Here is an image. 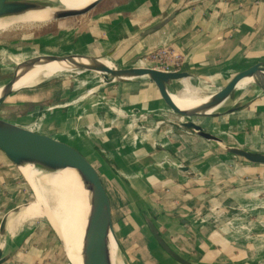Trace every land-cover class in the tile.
Returning <instances> with one entry per match:
<instances>
[{"label":"crops","instance_id":"0c3cea01","mask_svg":"<svg viewBox=\"0 0 264 264\" xmlns=\"http://www.w3.org/2000/svg\"><path fill=\"white\" fill-rule=\"evenodd\" d=\"M161 1L126 0L99 9L91 22L119 24L120 31L125 32L144 19L164 15L175 2ZM182 1L173 19L156 32L140 35L116 64L126 65L149 53L142 58L141 65L226 79L264 63V0ZM100 36L105 37L103 33ZM89 43L90 40H85V46ZM79 53L89 54L86 48ZM240 85L237 89L241 93L249 88ZM53 87L51 84L44 90L21 94L10 104L23 108L26 102L33 103L31 113L40 102L67 96L63 92L54 98ZM94 87L87 91L90 96L85 95L84 101L90 97L94 100L100 90L101 94L97 102L89 106L84 103L78 109L80 115L96 106L105 104L103 107L107 109L112 105L119 108L117 118L135 119V127L142 124L139 129L143 128L156 140L141 138V131L133 125L131 133L120 126L103 131L107 119L96 125L98 134L94 136L86 130L90 119L87 114L71 125L64 136L55 137L71 141L68 137L75 133L74 145L95 161L111 201L114 230L126 248L125 251L122 246L125 255L127 252L132 257V264H180L152 240L139 208L153 220L167 245L189 264H264V166L234 159L193 133L174 126L175 115L143 83ZM251 87L256 90V97L251 99L250 110L257 117L264 116V86ZM186 89L165 87L162 91L180 110L202 115L191 106L190 100L206 101V98L188 86ZM90 116L92 120V113ZM205 116L193 121L200 125L198 120L202 119L205 125L210 119ZM257 117L231 114L216 117L217 122L211 126H200L228 145L244 148L247 145L264 153V126ZM238 129L244 135L234 134L236 144H229L228 131L236 133ZM92 142L101 149L93 147ZM155 144L160 147L155 148ZM109 150L115 160L108 156ZM120 150L123 152L116 154ZM104 161L113 163L116 170ZM24 183L16 166L0 152V214L14 210L22 205L13 207L14 204L29 198L25 190L28 188L30 192V188ZM11 211L4 216L2 229ZM31 224L19 227L12 235L0 236V248L6 256L2 264H70L65 251L62 254L55 249L58 240L54 232L43 224Z\"/></svg>","mask_w":264,"mask_h":264},{"label":"water","instance_id":"95a60500","mask_svg":"<svg viewBox=\"0 0 264 264\" xmlns=\"http://www.w3.org/2000/svg\"><path fill=\"white\" fill-rule=\"evenodd\" d=\"M30 7L31 6H28V8H26L0 0V14L7 17L23 16ZM92 7H94V5H92L91 8ZM89 9L70 11L69 15L72 17L70 22L64 27H57L58 31L65 30L72 25L75 18L88 14L87 12ZM174 16L175 13L155 29L144 33V36L160 30L173 19ZM40 25L42 24L36 26ZM147 55L134 58L130 63L121 65L108 62L99 57L75 52H44L24 59L14 58L10 60V62L14 64L12 70H7L5 66L0 65V72L1 74L8 72V78L15 81L36 68L56 63L65 70V75L73 74L83 77H96L103 85L129 82L143 83L156 92L162 103L173 114L180 117V122L172 123L174 126L193 133L197 137L217 147L222 153L234 159H240L252 165L264 166V153L224 143L222 139L206 131L202 126L193 121L204 115L189 114L180 110L162 91V88L165 87H172L180 91L183 90L185 86H188L200 97L206 98V101L202 104L206 108L219 109L230 114H243L244 117L247 118L257 117L250 110V102L252 98L256 97V90L249 86V88L241 94L237 86L243 80H249L253 85L258 87L264 86V63H257L226 79H210L200 77L195 73L184 70L166 71L143 66L140 61ZM107 63H109V65ZM203 87H208L209 90H204ZM8 106H14V104L11 105L9 103ZM216 117L218 116L215 115L210 118ZM257 118L259 123L264 126V116ZM27 124V122H12L0 117V152L15 166L18 163L25 162L49 172H56L64 169H71L76 172L79 176L81 189L85 193L84 199L87 205L83 218L84 226L80 244L79 256L81 264H110L107 258L106 247L102 244L101 237L110 235L118 246L120 245L122 247V244L117 238L114 230L111 201L106 190V184H104L102 175L96 167L95 161H93L84 150L71 144L67 139H58L36 133L29 130L26 127ZM85 136L88 139L90 138L89 133H86ZM92 146L97 150L101 149L95 142H92ZM104 163L116 170L113 163L106 161H104ZM180 170L187 171L186 168H181ZM20 204L29 206L32 202L29 201V198L23 199L14 204L13 207L19 206ZM139 210L145 223L144 227L148 230L152 240L157 246L174 261L180 264H189L177 255L162 239L153 220L145 214L142 209L139 208ZM9 211L11 210L7 209L0 214V236L4 234L2 224L4 216ZM49 227L57 237V240L62 246V250L65 251L63 240L50 224ZM121 255H125L124 250ZM5 260L6 256L0 248V264Z\"/></svg>","mask_w":264,"mask_h":264},{"label":"bare ground","instance_id":"6f19581e","mask_svg":"<svg viewBox=\"0 0 264 264\" xmlns=\"http://www.w3.org/2000/svg\"><path fill=\"white\" fill-rule=\"evenodd\" d=\"M4 1L26 8H28V6L31 7L27 9L28 11L25 15L20 17H7L0 14V33H5L6 31L12 30L17 26L22 25L35 27L36 25L44 23H64L72 18L69 15L70 11L90 8L87 12L90 13L103 0ZM182 2V0H175L173 5L170 8L168 7L169 9L167 8V11L165 10L166 13L164 15H161L156 18L154 17L144 19L139 24L137 23L136 26L129 27L128 31L125 34L118 36V41H115L116 45L112 43L110 46L104 48L103 46L97 45L98 43H96L95 45L94 43H89L87 46H85L84 44L83 49H87V52H89L88 55L99 57L108 62L119 63L122 61V58L126 54L127 50L136 42L137 38L140 35L152 29H155L156 27L161 25L172 14L177 12ZM92 5H94V7L91 8ZM82 25H91V20L89 19V16L84 18L83 20H80L79 22H76L73 27V31L71 32L65 31L66 33L63 32L61 35L55 37H52L46 33L34 34L33 36H24L19 41H15L13 43L10 41V44L15 45L20 42L19 45L21 46L29 45L34 48L40 49V51L43 52L65 51L68 53H79L83 49L80 48L81 42L78 40L76 41L79 36H75L74 32H76L77 29L82 27ZM93 25L94 31L91 30V32L93 36L99 38L101 31L97 27H100L101 25L92 24V26ZM104 29L106 30L105 27ZM82 40L87 39L82 38ZM71 42L75 43L69 46V48L65 49L66 46H68ZM11 45L6 46L3 50L0 49V58L10 57L17 59V57H21V53L14 52L12 50L13 46L10 47ZM113 45L114 47H112ZM16 49L19 48H15L14 50L16 51ZM107 64L109 65V63ZM64 73L65 70H63L60 65H57L56 63H51L44 67L36 68L35 70L27 73L26 75H23L22 77L16 79L15 81H12L10 78L1 80L0 105H2V102L6 100L9 96L21 90L35 89L50 83L62 81L61 78L65 77ZM77 80H79L81 84L85 85L87 89L92 88L96 86L99 82H101L100 80H95L90 77H79L77 78ZM240 83V86H243L244 88L246 86L248 87L252 85V82L249 80H243ZM260 88H262V86H260ZM87 89H82L81 91L71 90L69 91V96H66L63 99H59L58 101H54L53 103L51 102L36 106L32 110V112L28 114L29 122L26 127L31 131L44 134L53 138L59 135L64 136L67 130L71 129V125L80 122L82 117L87 114L86 112H91L93 118L92 120L88 119L86 130H88L90 134L94 136L98 134L95 132L96 125H99L102 119H107L108 125L103 131L112 130L115 126L123 127L125 130L129 129L128 131L130 133L134 132V129H136L138 131H141L140 134L143 136V139L156 141L150 137L149 133L146 130H144L143 128L139 129L135 127L137 123L135 119L117 118L119 108H116L112 105H108L107 109L103 106H96L91 108L90 110L84 111L80 115V113H78V109L81 108L84 103H86V101L90 103V101L94 98L90 97L89 99L84 101L85 95L90 94L89 92L87 93ZM246 90L247 88H245V91ZM180 91H187L186 86L183 90ZM204 102L205 101H202V99L200 98H194L190 100L191 106L202 115L210 117L215 115L218 117H226L231 115L230 113L221 111L219 109L206 108L202 105L204 104ZM41 113H43L44 116L39 119L38 114ZM1 114L3 113H1L0 111V115ZM36 120L38 123L34 125V122ZM117 120L125 121V123L117 124ZM131 125H133L134 127L133 130L131 129ZM68 139L75 141V133L70 135ZM87 140L90 141V139ZM154 147L156 148L160 146L155 144ZM122 152L123 151L120 150L117 151L116 154H121ZM108 156L115 160L114 155L110 152V150L108 152ZM16 168L22 175V177L25 179L27 184L30 186L33 197L35 198L36 202L34 205H21L12 210L5 219L4 226L2 229L3 233L5 235H12V233H15L19 227H25L26 224H29V221L35 218H41L43 215L44 218L47 219V222L51 225L52 228L57 231V234L63 240L65 244V256L67 260L71 264H81L79 256L80 244L84 226L83 218L86 212L87 205L84 199L85 193L81 189L79 176L76 174V172L71 169L49 172L47 170L30 165L25 162L18 163L16 165ZM101 242L106 247L107 258L110 264H125L124 258L121 255L123 252L122 247L120 245L118 246V244L114 241V239H112L110 235L102 236Z\"/></svg>","mask_w":264,"mask_h":264},{"label":"rangeland","instance_id":"374dc122","mask_svg":"<svg viewBox=\"0 0 264 264\" xmlns=\"http://www.w3.org/2000/svg\"><path fill=\"white\" fill-rule=\"evenodd\" d=\"M124 1H126V0H103L92 12H90V13H88V14H86V15H83V16H80V17H77V18H75L74 19V23L72 24V25H70L69 27H67L65 30H61L60 32L58 31V29H57V27H64L65 25H67V23H69L70 22V20L69 21H66V22H64V23H58V24H50V23H45V24H42V25H40V26H24V25H22V26H17L16 28H14V29H12V30H9V31H6L5 33H0V49L1 50H3L6 46H8V45H11L10 44V41L13 43V42H15V41H19L22 37H24V36H33L34 34H42V33H46V34H57V35H61L63 32H71V31H73V27H74V25H75V23L76 22H79L80 20H83L84 18H86V17H88L89 16V19L90 20H92V17H93V14H96L97 12H98V10L99 9H101V8H105V7H107V6H111V5H114V4H117V3H121V2H124ZM161 1V0H160ZM161 3H162V1H161ZM150 4V3H149ZM92 23V22H91ZM93 24V23H92ZM92 24L90 25V26H83L82 25V27H80L79 29H77V31L76 32H74V35L75 36H79V38L78 39H76V41L78 40V41H80L81 43H80V45H81V49H83V45L85 44V40H82V38H87V40L89 41L90 40V43H94V45L96 44V43H98L97 45H100V46H103L104 48H106V47H108V46H110L112 43H114L115 45H116V42L118 41V36H120V35H123V34H125L127 31H125V32H121L120 31V25L119 24H117V25H111L110 23H108V22H106V23H100V27L98 26L97 28L101 31V33H103L104 35H105V37H99V38H96L95 36H93V34H92V32H91V26H92ZM104 27L106 28V30L104 29ZM96 28V29H97ZM61 29H63V28H61ZM32 31V32H31ZM94 31V30H93ZM14 32V33H13ZM65 32V33H66ZM22 33V34H21ZM22 35V36H21ZM7 36V37H6ZM17 39V40H16ZM138 39V38H137ZM73 40V39H72ZM83 41V42H82ZM116 41V42H115ZM3 42H5V43H3ZM3 43V44H2ZM19 43L20 42H18L17 44H12L10 47H12V50L14 51V52H16V53H21L20 55H21V57L19 58V59H24V58H28V57H30V56H34V55H36V54H39V53H42L43 51H40V49H37V48H34V47H32V46H29V45H19ZM73 43H75V42H71L69 45H68V47L69 46H71ZM6 44H8V45H6ZM86 45V44H85ZM26 46V47H25ZM23 47V48H22ZM112 47H114V45L112 46ZM15 48H19V49H16V51L14 50ZM67 53V52H65V51H50V52H48V53ZM44 53V52H43ZM18 58V57H17ZM12 59H14V58H10V57H4V58H0V65H3V66H5L6 67V69L7 70H10V69H12L13 68V66H14V64L11 62L10 63V60H12ZM8 72H6L5 74H1V72H0V81L1 80H5V79H8V77H9V74H7ZM65 75V74H64ZM68 76V77H67ZM67 77V78H66ZM79 77H83V76H80V75H73V74H71V75H65V79L64 78H61V80L62 81H57V82H54V83H50V84H47V85H44V86H42V87H39V88H35V89H28V88H25V89H28V90H21V91H19V92H17V93H15V94H13V95H11V96H9L6 100H4L3 102H2V105H4V106H0V108H2V109H0V111H1V113H3V114H1L0 115V117L1 118H4V119H6V120H9V121H12V122H18V121H22V122H25V120H27L28 119V114H29V110L31 109V106H32V104L31 103H28V102H26V106L25 107H23V108H18V107H14V106H8L9 105V103H13L14 102V100H16L17 98H19L18 96L19 95H24V94H26L27 92H31V91H39V90H44L47 86H49V85H51V84H53V85H55V87H53V88H56V92L54 93V98H56V97H58L59 95H61L63 92H65V95H67V96H69V91H71V90H76V91H81L82 89H87L86 88V86L85 85H83V84H81L80 83V81L79 80H77V78H79ZM85 77H90V76H85ZM90 78H92V77H90ZM93 79H97L96 77H93ZM98 80V79H97ZM100 85H103L101 82H99L95 87H98V86H100ZM94 87V88H95ZM69 89V90H68ZM87 90H90V88L89 89H87ZM86 90V91H87ZM101 94V90L99 91V92H97L96 94H95V99L94 100H91L90 101V103L88 102V101H86V106H89L90 104H92V103H95V102H97V100H98V95H100ZM56 96V97H55ZM64 97H66V96H60L59 98H56V99H54V100H52V101H45V102H40L38 105H43V104H47V103H53L54 101H58L59 99H63ZM97 98V99H96ZM8 103V104H7ZM103 105V104H102ZM105 105V104H104ZM103 105V106H104ZM10 110V111H9ZM62 111H63V109H62ZM26 113V114H25ZM91 113L89 112V113H87V115H86V117H89L90 118V120H91ZM175 115V119H174V121L175 122H180V117L178 116V115H176V114H174ZM42 116H44V114L43 113H41V114H38V117H39V119L42 117ZM62 117H64V116H62ZM217 120H218V118H210L209 119V121H207V124H203L202 122L204 121V120H202V119H199L198 120V122H199V124L200 125H203V126H206V125H208V126H211V125H213V124H215V122H217ZM38 122H37V120L34 122V125H36ZM119 123H122V124H124L125 123V121H121V120H118V122H117V124H119ZM141 125L142 124H137V127L139 128V127H141ZM115 131V130H114ZM116 132V136L117 137H119L118 136V133H117V131H115ZM228 133L230 134L229 136H230V139H226L227 140V142L229 143V144H233V143H235L234 142V140H233V138H235V136H234V134L235 135H241V136H243L244 135V132H243V130H240V129H238V130H236V133H235V131H232V130H230V131H228ZM241 139H242V137H241ZM72 141V140H71ZM71 141H69V142H71ZM81 141V140H80ZM79 141V142H80ZM73 145H74V141H72L71 142ZM236 144V143H235ZM243 145V144H242ZM233 146H235V145H233ZM245 146V145H244ZM239 147V146H238ZM245 148L246 149H248V150H251V151H253L250 147H248L247 145L245 146ZM257 152H259L258 150H257ZM24 182H25V180H24ZM26 183V182H25ZM24 183V185L26 186L27 185V183L25 184ZM26 187H29L28 185L26 186ZM26 189V188H25ZM28 189V188H27ZM25 190V192H27V193H25V195H29V201L30 202H32V204H34L36 201H35V198L33 197V194H32V191L30 190V192L28 191V190ZM24 195V194H23ZM22 195V196H23ZM32 204H30V205H32ZM23 205V204H22ZM21 206V205H20ZM43 218V219H42ZM41 219V220H40ZM29 222H31L32 224L34 223V225H38L39 223L40 224H43V225H45V226H48L49 227V224L47 223V221H46V219L44 218V216L42 215V217L41 218H35V219H33V220H31V221H29ZM31 224V225H32ZM21 228V227H20ZM49 229H50V227H49ZM20 230V229H19ZM57 238V237H56ZM121 240V239H120ZM121 242V241H120ZM122 243V242H121ZM122 246H123V244H122ZM124 247V246H123ZM55 249H57L59 252H61L62 254H63V250H62V246L60 245V243H59V241L56 243V246H55ZM124 250L126 251V248L124 247ZM123 258H124V261H125V264H132V257H130L129 256V254L126 252V255H123Z\"/></svg>","mask_w":264,"mask_h":264},{"label":"flooded vegetation","instance_id":"af4514ba","mask_svg":"<svg viewBox=\"0 0 264 264\" xmlns=\"http://www.w3.org/2000/svg\"><path fill=\"white\" fill-rule=\"evenodd\" d=\"M142 138V137H141Z\"/></svg>","mask_w":264,"mask_h":264}]
</instances>
